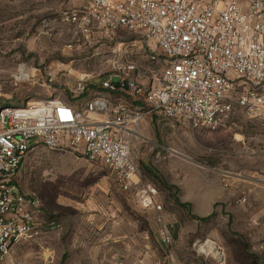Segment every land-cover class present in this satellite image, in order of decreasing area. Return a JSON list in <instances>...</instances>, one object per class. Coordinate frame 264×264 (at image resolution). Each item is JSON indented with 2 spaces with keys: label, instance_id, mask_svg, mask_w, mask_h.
Returning a JSON list of instances; mask_svg holds the SVG:
<instances>
[{
  "label": "rangeland",
  "instance_id": "1",
  "mask_svg": "<svg viewBox=\"0 0 264 264\" xmlns=\"http://www.w3.org/2000/svg\"><path fill=\"white\" fill-rule=\"evenodd\" d=\"M87 2L0 0V109L53 96L80 104L69 99L74 78L92 75L99 85L110 76L115 44L67 50L71 28L62 16ZM27 64L54 70L56 81L28 85ZM140 68L147 77L150 69L160 74L163 63L143 60ZM233 118L231 128L216 130L157 118L143 124L146 140H135L133 153L174 226L169 246L158 216L141 210L135 192L123 191L103 164L70 152H32L18 180L24 193L40 196L47 222L57 227L15 246L5 264H125L137 259L126 254L138 247L145 256L153 252L157 264H219L216 255L200 252L208 242L224 264H264V121L238 112ZM209 216L206 223L194 219Z\"/></svg>",
  "mask_w": 264,
  "mask_h": 264
},
{
  "label": "built area",
  "instance_id": "2",
  "mask_svg": "<svg viewBox=\"0 0 264 264\" xmlns=\"http://www.w3.org/2000/svg\"><path fill=\"white\" fill-rule=\"evenodd\" d=\"M62 21L71 28L69 52L115 44L111 74L96 85L92 75L63 70L75 79L69 99L80 104L53 96L0 109V264L15 246L57 227L47 222L40 196L21 189L32 152H70L103 164L123 191L135 192L141 210L158 216L169 246L174 226L133 153L135 140H146L145 121L197 130L231 128L237 112L264 121V0H88ZM143 60L162 61V72L143 76ZM57 76L27 64L30 86L48 88ZM91 86L97 90L84 98ZM217 261L224 264V255Z\"/></svg>",
  "mask_w": 264,
  "mask_h": 264
},
{
  "label": "crops",
  "instance_id": "3",
  "mask_svg": "<svg viewBox=\"0 0 264 264\" xmlns=\"http://www.w3.org/2000/svg\"><path fill=\"white\" fill-rule=\"evenodd\" d=\"M142 131H143V126H142ZM130 252V256L128 255V253ZM132 253V254H131ZM137 258L133 261H131L130 259L126 260L125 264H157L156 261V256L155 254H153V252H148L147 256L144 255V251L142 250V248L139 249L135 248L133 251H128L126 254V257H133ZM194 264V263H191Z\"/></svg>",
  "mask_w": 264,
  "mask_h": 264
},
{
  "label": "bare ground",
  "instance_id": "4",
  "mask_svg": "<svg viewBox=\"0 0 264 264\" xmlns=\"http://www.w3.org/2000/svg\"><path fill=\"white\" fill-rule=\"evenodd\" d=\"M66 71L69 72L72 75V73L70 71V68H67ZM20 72H21V68H20ZM20 78H21V74H20ZM200 251L203 252V253H207V254H214L217 257H219V255H220L218 247L215 244L210 243V242H208L204 246H201Z\"/></svg>",
  "mask_w": 264,
  "mask_h": 264
},
{
  "label": "trees",
  "instance_id": "5",
  "mask_svg": "<svg viewBox=\"0 0 264 264\" xmlns=\"http://www.w3.org/2000/svg\"><path fill=\"white\" fill-rule=\"evenodd\" d=\"M151 173V172H150ZM152 175V173H151ZM177 203L180 204L181 206H185L184 204H181L180 201L178 199H176ZM213 216H209V217H206V218H199V217H195L194 219L195 220H198L200 223H206V222H209L211 219H212Z\"/></svg>",
  "mask_w": 264,
  "mask_h": 264
}]
</instances>
